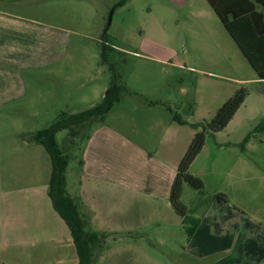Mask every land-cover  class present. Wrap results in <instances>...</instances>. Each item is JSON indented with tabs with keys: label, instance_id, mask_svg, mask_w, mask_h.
Masks as SVG:
<instances>
[{
	"label": "crops",
	"instance_id": "1",
	"mask_svg": "<svg viewBox=\"0 0 264 264\" xmlns=\"http://www.w3.org/2000/svg\"><path fill=\"white\" fill-rule=\"evenodd\" d=\"M14 19V15L0 9L3 114L11 107L46 108L51 97L47 88L38 84L35 72L21 69L23 64H43L48 56L39 57L35 52L22 55L21 47L29 45L30 39L23 38L22 26ZM23 39L29 42L23 43ZM242 82L251 83L253 89L224 129L206 139L189 167L205 186L204 194L197 193L201 199L193 209L189 208L199 211L195 215L199 222L191 236L186 235L182 218L170 205L169 191L177 165L195 132L184 137L182 127L189 123L173 121L171 107L148 93L141 95L145 120L116 112L121 106L115 105L121 99L103 121L91 126L73 176H65L66 193L88 220V227L99 232L97 220L114 218L118 221L116 230L133 236L141 225L155 223L160 226L158 231H184V241L177 245L180 264H264V151L250 148L253 130L264 120V79L254 71L253 78ZM97 102L93 100L91 104ZM160 107L170 113L168 119L156 112ZM44 128L20 132L15 138L19 143L14 167L19 183L15 193L21 196L10 199V205L0 213V264H38L40 258L50 255L62 262L63 253L64 261L67 259V246L74 247L67 225L47 194L51 160L36 137ZM1 145L4 142L0 141V157L6 151ZM0 184L4 190L6 185L10 187ZM219 193L228 201L217 202L214 196ZM168 223L173 230L166 228ZM70 251L71 248L69 254ZM75 257L77 260L76 254Z\"/></svg>",
	"mask_w": 264,
	"mask_h": 264
},
{
	"label": "rangeland",
	"instance_id": "2",
	"mask_svg": "<svg viewBox=\"0 0 264 264\" xmlns=\"http://www.w3.org/2000/svg\"><path fill=\"white\" fill-rule=\"evenodd\" d=\"M121 2L0 0V9L14 15L17 18L14 20L22 26L23 38L30 39L29 45H22V55L35 52L39 57L48 56L43 64H23L21 69L35 72L38 84L51 95L46 108L22 106L7 108L4 114L0 111V141L6 149L5 156L0 157V182L10 185L4 190L0 184V213L10 205V199L21 196L18 191L15 193L19 183L14 169L19 149L17 135L46 127L61 113L85 110L93 106L91 101H100L107 91L111 72L100 56L104 30L111 47L109 60L129 91L121 98L122 105H115L121 106L116 112L124 111L131 119L145 120L147 114L142 111L145 103L141 95L148 93L189 123L182 127L186 137L187 133L201 130L190 124L209 122L236 89L244 87L248 93L253 89L251 83L242 80L253 78L254 71L207 0ZM29 41L23 39V43ZM155 110L160 117H170L163 107ZM82 129L75 138L65 130L56 134L57 142L70 159L68 178L73 176V167L78 166L83 139L89 133V127ZM208 137L212 136L206 135L205 141ZM251 137L250 148L264 151V120ZM11 188L13 194L8 193ZM1 191L6 193L3 195ZM199 199L196 190L183 184L181 201L188 209H193ZM190 213L195 216L199 211ZM1 217L5 218L6 214ZM116 220L107 217L97 220L104 238L94 264L181 263L177 245L184 241V231L162 232L158 231V224L150 223L141 225V230L130 236L115 229ZM166 228L173 230L174 226L168 223ZM67 250L65 261L63 253L62 262L50 255L40 258L38 264H76L74 247L68 245Z\"/></svg>",
	"mask_w": 264,
	"mask_h": 264
},
{
	"label": "trees",
	"instance_id": "3",
	"mask_svg": "<svg viewBox=\"0 0 264 264\" xmlns=\"http://www.w3.org/2000/svg\"><path fill=\"white\" fill-rule=\"evenodd\" d=\"M121 1L124 3L126 0ZM207 2L242 55L256 72L257 77L264 79V0H207ZM110 49L111 47L107 44L106 30H104L101 36L100 56L102 63L109 67L111 79L101 101L79 112L59 114L53 122L36 134L38 141L44 146L51 160L47 194L53 209L69 229L77 255L76 264H94L96 252L101 248V240L104 235L88 227V220L78 211L76 203L66 193L65 176L69 156L65 154L57 142L56 134L65 130L69 136L75 138L79 136L82 128L89 127L90 130L93 124L103 121L111 108L125 94L129 93L121 81L120 73L115 64L109 60ZM247 95V89L239 87L222 103L209 122L190 124L194 129L201 127V130L194 133L180 159L169 191L170 205L175 213L182 218L187 236L193 234L199 221L191 215V211L181 201L183 184H188L197 193H205L202 180L191 174L189 167L203 148L206 135L213 136L216 132L224 129ZM173 121L187 124L176 114H173ZM259 128L260 124L255 127L253 132ZM88 134L84 137V142L88 138ZM249 136L250 134L245 137L241 145L247 141ZM214 199L219 203L228 201L226 195L222 193L216 194Z\"/></svg>",
	"mask_w": 264,
	"mask_h": 264
},
{
	"label": "water",
	"instance_id": "4",
	"mask_svg": "<svg viewBox=\"0 0 264 264\" xmlns=\"http://www.w3.org/2000/svg\"><path fill=\"white\" fill-rule=\"evenodd\" d=\"M111 14H112V11H111L110 14H109L108 24H109V21H110V18H111Z\"/></svg>",
	"mask_w": 264,
	"mask_h": 264
}]
</instances>
